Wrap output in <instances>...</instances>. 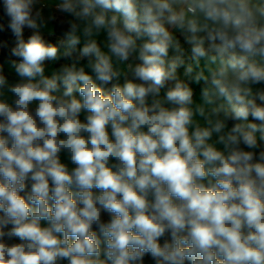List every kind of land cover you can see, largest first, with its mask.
Masks as SVG:
<instances>
[{"label": "clouds", "instance_id": "1", "mask_svg": "<svg viewBox=\"0 0 264 264\" xmlns=\"http://www.w3.org/2000/svg\"><path fill=\"white\" fill-rule=\"evenodd\" d=\"M2 6L0 264H264V0Z\"/></svg>", "mask_w": 264, "mask_h": 264}, {"label": "trees", "instance_id": "2", "mask_svg": "<svg viewBox=\"0 0 264 264\" xmlns=\"http://www.w3.org/2000/svg\"><path fill=\"white\" fill-rule=\"evenodd\" d=\"M8 22V18L4 14L3 6H2V0H0V23H4L5 25ZM66 31V26H63L59 23V18L57 20H54V33L50 36H44L45 40L49 43L55 44L57 46L62 47L63 41H64V33ZM31 35V30L25 29L24 37L25 39L28 38V36ZM16 38L12 34L10 29L5 28L4 31H0V64L4 66V72H5V64L11 63L13 60H17L19 58L11 56V48L15 46ZM251 120V117H250ZM255 122V121H253ZM261 146L264 147V141H260ZM107 219V215L104 217ZM146 264H150L149 258L146 257Z\"/></svg>", "mask_w": 264, "mask_h": 264}, {"label": "rangeland", "instance_id": "3", "mask_svg": "<svg viewBox=\"0 0 264 264\" xmlns=\"http://www.w3.org/2000/svg\"><path fill=\"white\" fill-rule=\"evenodd\" d=\"M44 3H46L48 5V7L45 8V14H49V13H55V8H54V5L55 3L57 2V0H44L43 1ZM42 31V35H45V36H49L48 34L52 32L51 35H53L54 33V21H51L47 27H45L44 29L41 30ZM181 44H182V47L185 49V61L186 63H190L191 60H190V46L187 45L186 43L183 42V40H181ZM61 51H63V47H61ZM171 54V53H170ZM204 61L202 60L201 61V66L204 65ZM57 65H53L52 67H50L48 69V72L47 74H50L51 71L53 70L54 67H56ZM5 74L8 76L10 82H15L16 80H18L19 78L16 76L15 74V71L14 69L12 68L11 66V63L10 64H7V66L5 67ZM178 74L180 75V77L182 79H185L186 81L189 80L188 77L184 76V66H181L180 68H178ZM121 83H123V78H121ZM191 86L193 87L194 89V92H195V99L197 100V102L200 101V88L202 86V82L201 84H196L195 82H191ZM110 87V86H108ZM83 119V115L81 117ZM258 137H259V133H257ZM61 159L63 162L65 163H68L67 161V158L66 156L62 155L61 156ZM71 167V165H69Z\"/></svg>", "mask_w": 264, "mask_h": 264}, {"label": "crops", "instance_id": "4", "mask_svg": "<svg viewBox=\"0 0 264 264\" xmlns=\"http://www.w3.org/2000/svg\"><path fill=\"white\" fill-rule=\"evenodd\" d=\"M51 34H52V32H51ZM51 34L49 33L48 35L50 36ZM7 64H10V63H6V64H5V67L7 66Z\"/></svg>", "mask_w": 264, "mask_h": 264}, {"label": "water", "instance_id": "5", "mask_svg": "<svg viewBox=\"0 0 264 264\" xmlns=\"http://www.w3.org/2000/svg\"><path fill=\"white\" fill-rule=\"evenodd\" d=\"M44 1V0H43Z\"/></svg>", "mask_w": 264, "mask_h": 264}]
</instances>
